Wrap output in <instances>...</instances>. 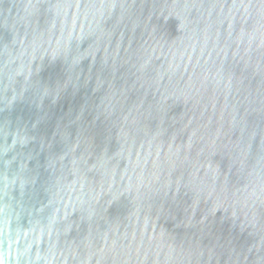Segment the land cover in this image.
<instances>
[{
	"label": "water",
	"instance_id": "95a60500",
	"mask_svg": "<svg viewBox=\"0 0 264 264\" xmlns=\"http://www.w3.org/2000/svg\"><path fill=\"white\" fill-rule=\"evenodd\" d=\"M0 264H264V0H0Z\"/></svg>",
	"mask_w": 264,
	"mask_h": 264
}]
</instances>
